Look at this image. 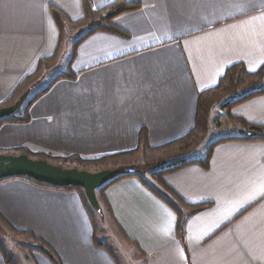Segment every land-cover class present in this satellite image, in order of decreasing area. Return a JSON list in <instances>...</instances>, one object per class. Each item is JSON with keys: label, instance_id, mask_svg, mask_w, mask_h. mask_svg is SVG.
<instances>
[{"label": "crops", "instance_id": "crops-1", "mask_svg": "<svg viewBox=\"0 0 264 264\" xmlns=\"http://www.w3.org/2000/svg\"><path fill=\"white\" fill-rule=\"evenodd\" d=\"M114 1L90 0L93 9ZM125 1L140 4L113 20L126 35L93 32L72 58L71 47L64 68L30 104L29 121L0 124V152L95 158L135 149L141 130L159 146L194 127L199 93L231 65L249 72L264 65V0ZM57 14L81 19L83 0H0V103L41 61L57 62ZM229 115L264 125V94ZM161 180L150 188L123 178L103 192L126 253L140 255L141 264H264V141L220 142L208 168L189 165ZM173 195L197 207L173 206ZM90 210L78 190L0 181V216L44 241L58 264H120L96 235L97 244ZM31 257L55 264L37 250ZM0 264H7L1 254Z\"/></svg>", "mask_w": 264, "mask_h": 264}, {"label": "trees", "instance_id": "trees-1", "mask_svg": "<svg viewBox=\"0 0 264 264\" xmlns=\"http://www.w3.org/2000/svg\"><path fill=\"white\" fill-rule=\"evenodd\" d=\"M139 8H140V4L138 3H131L125 0H116L102 8L93 9L90 0H83L84 16L81 19L77 21H69L63 15L60 16L58 14L56 15V19L59 28L61 30V41H62V36L64 34V28L66 26H70V25L72 26L75 24H82V25L84 24L87 26V29H85V31L74 41L72 45V53H71V58H72L75 54L76 46L79 44V42L84 37H86L87 35L93 32L110 31V32L126 35V33L123 30H121L120 28L114 25L113 20L116 16H118L121 13L137 10ZM42 64L43 63L41 61L38 67L40 68ZM36 73L37 71L27 76L15 89L13 95L8 100L0 103V107L11 105L12 103L15 102V100L19 97L21 93H23L26 90L30 91L29 84L31 82V79H33V77L36 75ZM66 75L67 74L65 72V73H61L60 76H66ZM44 91L45 89L37 91L34 95H32L29 98L26 97L18 110H16L11 115L0 118V124L7 121L19 122V123L29 121V113H28L29 106ZM261 94H264V65H262L256 71L249 72L245 69V67L242 64H234L231 65L226 70L225 74L219 79L218 83L215 86L208 88L199 93L195 125L187 134H185L184 136L178 139L153 147L147 143L146 134L144 130H141L139 134L138 145L136 146L135 149L119 152L115 154H106L99 157L88 158V159L81 158L76 154L68 155L65 157H50L45 154H33L25 148H19L16 151V153L24 152L27 153L28 156L30 157L44 158L50 162L60 164L64 167H77L79 169H86L89 171H98L109 167H117L118 165H120L118 164L117 161L132 159L135 157L138 158L139 156L140 161L138 163L129 165L127 167L118 166L123 168L124 171L117 174L112 179L108 180L107 182L103 183L101 186L95 189L96 196L101 207V215H99L96 211L95 212L102 217L104 213L110 215L109 207L106 203V199L103 193L104 190L110 184H113L123 178L136 177L139 178L143 182V184L151 188L149 181L144 176V170L145 168L152 166L154 169L151 173V178L155 179L157 183L163 185L161 177L164 174L175 172L189 165H199L203 168H208L212 150L220 142L227 140L264 141V125L249 123L229 115V110L232 106ZM218 103L222 104L221 107L225 109V111L227 110V114L229 115L230 118H233L242 124V126L245 128V132L238 137H231V136L218 137L215 141H212L209 144L207 149L208 152L204 157L199 158V157L189 156V154L195 148H197L203 141L208 126L209 115L211 113V110ZM62 163H67V164L63 165ZM10 178H24L37 185L49 187V188L78 190L83 196L84 202L89 206L85 193L83 189L79 186H72V185L55 186L49 183L33 180L26 176H9V177L1 178L0 181ZM167 202L173 206L175 205L176 202L177 204L183 203L184 205L190 206L192 209H195L197 207L184 203V201H182L177 195H173V201L167 199ZM176 207L177 206H175V208ZM176 211H178V209ZM90 212L92 217H94L92 213V209L90 210ZM0 220L17 233L24 232L33 236L28 231H19L13 229L1 216H0ZM181 223H179L180 229L182 228ZM95 231L96 228L94 229V232ZM95 237H96V232H95ZM33 238L36 242L35 249L41 252L42 254H44L45 256H47L55 264H58V260L56 258V255L53 253L52 249L48 245H46L44 241H42L41 239L36 237ZM96 242L97 244L101 245L98 242L97 237H96ZM0 254L3 256L7 264H13V261L9 260V258L5 255V253L2 252L1 248H0Z\"/></svg>", "mask_w": 264, "mask_h": 264}, {"label": "rangeland", "instance_id": "rangeland-1", "mask_svg": "<svg viewBox=\"0 0 264 264\" xmlns=\"http://www.w3.org/2000/svg\"><path fill=\"white\" fill-rule=\"evenodd\" d=\"M85 29H87V26L84 24H75L72 26L70 25L66 28L62 36L61 46L58 50L59 58L57 62L51 65V67H43L44 65L40 66V69L37 71L36 75L33 77V79H31V88L27 95V98L34 95L37 91H40L42 88L48 86L53 77L64 68L66 60L71 53L72 43L85 31ZM221 105L222 104L218 103L211 110L205 137L201 144L197 148H195L189 154V156L199 158L204 157L208 152L207 149L209 144L212 141H215L220 136L238 137L243 134V129L241 131H234L233 129L229 128V126L237 127L240 125L241 128L243 126L240 122H237L235 119L230 118L227 114V110L225 111V109H223ZM139 159L140 157L138 156V158L135 157L132 159L119 160L117 162L118 164H120L118 166L127 167L129 165L138 163L140 161ZM62 164L66 165L67 163ZM153 169L154 168L152 166L145 168L144 176L148 181L153 180L154 182H156L155 179L151 178ZM91 209L94 215L96 228L95 232L97 237L101 241L109 243L117 256L119 263L141 264L140 255H135L133 251L131 253H126L124 243H122L120 236L116 233L117 230L115 229V231L112 227L114 225H112L113 223L109 214L104 213L102 217H99L95 210H93V208ZM35 245L36 242L30 234L24 232L17 233L0 220V248L2 252L5 253V255L9 258V260L13 261V264H32L31 256L32 252L36 251Z\"/></svg>", "mask_w": 264, "mask_h": 264}, {"label": "water", "instance_id": "water-1", "mask_svg": "<svg viewBox=\"0 0 264 264\" xmlns=\"http://www.w3.org/2000/svg\"><path fill=\"white\" fill-rule=\"evenodd\" d=\"M29 90L19 95L11 105L0 107V118L13 114L27 97ZM121 167H109L89 171L77 167H64L44 158H34L27 153L0 152V179L9 176H26L55 186H79L83 189L89 205L101 215V207L95 189L123 172Z\"/></svg>", "mask_w": 264, "mask_h": 264}]
</instances>
